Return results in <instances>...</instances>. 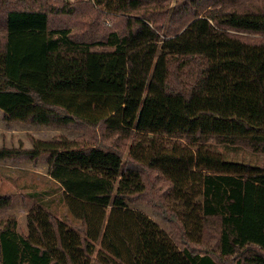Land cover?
Masks as SVG:
<instances>
[{
  "label": "trees",
  "instance_id": "trees-1",
  "mask_svg": "<svg viewBox=\"0 0 264 264\" xmlns=\"http://www.w3.org/2000/svg\"><path fill=\"white\" fill-rule=\"evenodd\" d=\"M107 15L125 30L103 32ZM239 32L264 35V0H0L5 121L135 138L128 167L118 149L67 139L1 148V160L49 155L80 225L43 199L27 234L1 220L0 264H92L97 242L98 264H264V165L217 148L264 153V41ZM139 166L171 183L163 213L182 246L129 206L145 190Z\"/></svg>",
  "mask_w": 264,
  "mask_h": 264
},
{
  "label": "rangeland",
  "instance_id": "rangeland-1",
  "mask_svg": "<svg viewBox=\"0 0 264 264\" xmlns=\"http://www.w3.org/2000/svg\"><path fill=\"white\" fill-rule=\"evenodd\" d=\"M96 25L100 26L103 32L117 30L124 31L126 20L121 15L106 16L102 21L96 18ZM108 33V32H107ZM106 33V34H107ZM246 39L264 41V35L251 33H237ZM102 34L98 38H102ZM67 139L78 146H105L112 149H118L123 157L124 166L128 167L133 163L129 157L128 151L130 145L135 141L134 137H120L116 133H110L104 130L103 126L90 128L85 125L71 126H39L29 123L14 121L7 123L4 119V111L0 109V149H23L32 148L33 140H53ZM175 141V140H171ZM183 141H185L183 139ZM218 150L233 160H240L258 165H264V153L255 152L249 145L242 144L238 148L225 149L217 146ZM49 155H42L38 160L30 159H0V197H10L11 202L7 207L0 210V222L7 219H15L17 230L22 234L28 233V214L39 205L43 199L51 201V208L48 212L62 220H66L70 226H74L70 221L73 216L68 208L60 201L61 188L50 175L48 165ZM145 190L142 194H135L130 198L129 206L147 214L151 219L158 222L164 229L173 235L176 242L182 246V236L176 230L175 226L164 215L163 199L171 191V183L167 181L162 174L153 168L141 167ZM159 200V201H158ZM161 205L163 206L161 209ZM73 220V219H72ZM75 222V228L80 225L78 220ZM217 229L214 225L212 229ZM216 235L208 237L209 244L216 248ZM96 252L93 263L98 264L97 252L101 249L100 243L96 244ZM190 247H197L194 243Z\"/></svg>",
  "mask_w": 264,
  "mask_h": 264
}]
</instances>
